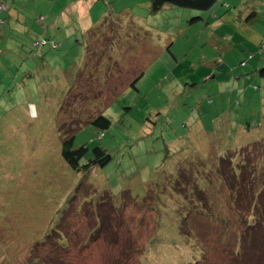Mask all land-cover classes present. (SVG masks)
Returning a JSON list of instances; mask_svg holds the SVG:
<instances>
[{
    "label": "rangeland",
    "instance_id": "1",
    "mask_svg": "<svg viewBox=\"0 0 264 264\" xmlns=\"http://www.w3.org/2000/svg\"><path fill=\"white\" fill-rule=\"evenodd\" d=\"M13 1L6 0L7 12L0 10V20L8 16L0 24V264H43L48 263L46 258L52 264L200 260V249L187 247L184 236L178 234L179 218L173 206L177 197L158 200L157 209L164 211L160 226L156 211L143 206V200L152 183L162 193L177 194L170 189L173 181L169 185L165 181L168 165L178 160V141L190 131L197 136L196 143L200 137L206 141L204 132L196 131L201 126L208 136L216 137L210 144L213 157L226 155L230 142H253L235 133L240 125L264 133V77L255 71L264 68L263 0H225V6L220 0L209 12L166 6L158 13L150 11L151 0L98 1L101 10L95 8L92 14L98 21L107 12L104 27L109 39L97 45L92 42L97 50L93 58L101 61L99 55L109 56L112 60L104 67H113L119 81L111 85L115 89L103 102L102 112L111 120L105 138L100 139L101 131L91 125L77 130L76 147L86 144L92 150L100 145L113 158L106 168L86 178L62 158L61 127L73 128L76 120L70 119L69 112L63 114L61 107L69 103L71 78L82 67L90 42L79 35L87 12L76 14V4L69 0ZM215 9H219L216 16ZM252 12L258 17L251 23ZM40 14L45 21L32 27ZM44 34L57 40L59 47L39 49L37 58L26 60ZM139 77L135 90L129 85ZM93 107L77 108L80 117H92ZM182 149L194 172L211 168L210 162V167L203 165L205 152L195 149L192 141L186 140ZM124 191L134 201L122 196ZM105 198L116 202L110 211L105 210V223L93 237L98 206ZM76 203L85 209L79 215ZM261 209L264 212V196ZM195 215L187 223L210 264H264V253H260L264 224L253 228L254 220L264 218V213L254 212L246 220L253 230L240 235L239 241L241 220L233 211L228 229L218 218ZM102 230L113 241L118 239L116 247L108 245ZM48 232L54 234L45 240ZM43 239L45 243L37 246ZM145 243L148 252L141 260L126 259L120 250L139 246L145 252ZM233 245L235 251L228 250Z\"/></svg>",
    "mask_w": 264,
    "mask_h": 264
},
{
    "label": "trees",
    "instance_id": "2",
    "mask_svg": "<svg viewBox=\"0 0 264 264\" xmlns=\"http://www.w3.org/2000/svg\"><path fill=\"white\" fill-rule=\"evenodd\" d=\"M12 2L14 3L13 0ZM219 2L220 0H151L150 11L152 13H158L166 6H176L184 9L209 12L212 11ZM0 10L1 13L7 12L8 7L6 0H0ZM107 16L105 17V19H108ZM7 17L8 16H5V18L1 19L0 24L4 25ZM249 18H251L249 22L252 23L256 21L257 14L255 12H252ZM105 19L102 21V23L86 32L85 38L87 36L90 39V42H87L88 44L82 58L83 64L82 67H80L74 73V78H71L69 91L67 92L68 96L66 98L67 100L70 97L69 103L67 105H64V108L61 107V111L63 114H65V112H69L68 115L70 119L76 120L74 121L76 125L73 128L66 129L65 127H61L62 133L65 135H63L61 155L66 164L77 174H82L84 178L91 176L93 172L99 169L106 168V166H108L113 159L108 150L103 146H96L92 150H90L86 144H83L79 147L75 146L76 133L77 130L80 129V126L91 125L94 128L100 130V139L105 138L106 131L111 127V120L107 118L102 112L105 109V104H103V102L108 98L111 89H115L114 87H111V85L117 80L119 81V79L112 73L111 69L113 67H104V64L108 61V59H112L107 55H99V59H101V61L94 59V55L92 53H97V50L95 46L91 45L92 42H96L97 45L99 42H103L108 38V34L106 33L104 27V25L106 24ZM40 21L39 19H34L32 26H35L38 22H40L41 25L42 20L40 19ZM56 41L57 40H55L54 38L48 37V35L44 34L40 41L34 42L33 47L36 51H29L26 60H30L33 56H36L37 58L36 54L38 53L37 51L39 49L41 50L45 47L57 49L59 47V42L57 43ZM76 41H78V39ZM38 56L42 55L38 54ZM42 60H44V57ZM255 71L257 74L264 77V68L258 70L255 69ZM31 75L33 74H28V76ZM113 76H115L117 79H114ZM141 77L136 78L133 82L130 83L129 86L133 87L135 90H138L137 84L141 80ZM95 94H99V96H96ZM96 100L98 101L95 102ZM83 105H86V107H89V105H94V107L91 109V114H93L92 117H86L85 120L80 117L81 109H77ZM95 107H97L96 110H94ZM71 109L77 110L71 112ZM216 126H219L218 123H216ZM204 129L201 126V129L199 128V130L196 131H203V136L205 137L206 141L201 140L200 137L197 138L196 143L195 139L197 136H195L194 132L192 133L191 131L188 135H184L186 136V138H178L180 140L178 141L177 147V153L179 152V157L178 160L174 161V164L170 163L168 165V176L167 180H165L168 185L173 181L174 188L172 187L170 189L176 190L177 194L173 192V194L171 195H174V197H172L166 192L162 193L160 190L155 189L154 184L152 183L147 190L145 199L143 200V206H149L156 211V222L160 226V221L164 217V211L162 212L160 208L157 209L156 205H159L161 200L163 199H165V201H168L171 198L177 197L178 202L176 201L177 203L175 202L173 206H175L174 211L178 215L177 218H179L178 234L179 236H184L181 239H183L184 242H187V247H197L202 253L200 260L190 264H210L208 258L205 256L206 252H204L203 249L199 246L200 243L198 235L195 234V231H192L189 224L187 223L190 217H196L195 213L197 215L213 217V219L214 217L218 218V220L220 219L219 223H224V226L228 229V226L230 225V214H232L233 211L235 215L238 216L237 220H241L239 228L237 229V232L239 234L238 241L241 240L240 235H243V233H249V231L253 230V228H257L261 224V222L264 224V218L261 217H258L259 220L257 218L254 220L255 226L252 229L246 224V220L249 217H252L254 212L257 214L260 212L264 213L262 209L259 210V206H261V201L263 200L264 196V133L252 130L249 125H247V127H244V125H240L235 133L238 136H243L249 139L252 138L253 142L252 140H249L245 145H239L237 143L230 142L227 146L226 155L213 157L214 155L211 152L212 147L210 144L212 143V140H215L214 138L216 137L208 136L205 133ZM186 140L189 144H191L192 141L193 147L198 151L205 152L202 163L204 166H208V163L210 162V169L203 168L196 169L195 172L193 171L192 163L188 164L186 162L185 153H182V146L185 145ZM236 155L238 156L236 157ZM202 163H199L198 165L201 166ZM80 187H82V183H80V185L77 187V191ZM122 196L128 198V200L131 199L128 191H124ZM72 199L73 204L76 199L74 193L72 194V198H70L69 200ZM158 200H160V202H158ZM104 201L105 202L103 204L98 206L99 221L95 220L97 224L96 228L92 232L93 237L98 234V231L103 227V223H105V220L107 218L106 216L108 214L105 213V210L107 212L110 211L113 207L112 202H116L113 201L112 198H105ZM76 204L80 206L76 213L77 215H79L78 213H81V211L85 209H81V205L78 203ZM106 206H109L110 209H106ZM124 206H128V203ZM73 208L74 207L71 206V211L73 210ZM215 208L218 209V212H215ZM221 209H226L230 213H226L223 215L221 212L219 213V210ZM244 213L247 214L245 215ZM166 215L167 214H165V216ZM118 225L120 226L121 224ZM159 226L157 227V229L159 228ZM181 231H184V233H182ZM102 232L107 235L106 241L108 242V245L116 247L118 244V239L116 241H113V237L108 236L106 231L102 230ZM53 234V232H48V235L44 236V239L47 240L48 238H51ZM153 234L154 233H152V235ZM152 235L150 236L152 237ZM253 236L254 235H252V237ZM44 239L42 240L43 242L37 243L36 245L38 246L45 243ZM63 244H65L66 247L67 243L65 241H63ZM85 245H90L88 239L86 240ZM143 248L145 249V252L142 250V247L139 248V246L135 248L123 247L120 250L124 254V257L126 259L134 256V260L137 257H141V260L142 257H145L146 253L148 252L146 243ZM234 248L235 245L229 247L228 250L235 251ZM260 253H264L263 246H261ZM46 260L48 261V263L43 262V264H52L50 262V259L46 258ZM143 261L144 260H141L142 264H144ZM33 264H40V262L35 261Z\"/></svg>",
    "mask_w": 264,
    "mask_h": 264
},
{
    "label": "crops",
    "instance_id": "3",
    "mask_svg": "<svg viewBox=\"0 0 264 264\" xmlns=\"http://www.w3.org/2000/svg\"><path fill=\"white\" fill-rule=\"evenodd\" d=\"M70 3L72 4H76L75 6V11H76V14L78 13V11H86L87 12V15L82 17L84 20V27L85 29H83V31L81 33H79V35H85L87 31H89L90 29L94 28L95 26L99 25L100 23H102V21L105 19V17L107 16V12L106 11H103L102 12V18H100L98 21H95L94 18L95 16L92 14V10L97 8L98 11L101 10L99 9V5L98 4V1L100 0H69ZM233 1V0H232ZM225 5H228L225 0H223L222 2V6H225ZM223 8V7H222ZM218 10L219 9H215V11H213L215 14V16L217 15L218 13ZM108 11V10H107ZM15 13H13L14 15ZM244 15H242L243 17ZM16 17V16H15ZM41 17V18H40ZM258 17V16H257ZM44 18V15L43 14H40L39 16H36L34 17V19H40L42 20V23L45 21V18ZM81 18V17H80ZM247 21V20H246ZM41 22V21H40ZM40 22L36 23L35 26H32V27H36V26H39L40 25ZM31 23V22H30ZM57 22H54L53 25H58V24H55ZM42 25V24H41ZM56 30H58L59 28L54 26ZM89 27V28H88Z\"/></svg>",
    "mask_w": 264,
    "mask_h": 264
}]
</instances>
